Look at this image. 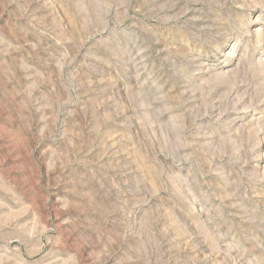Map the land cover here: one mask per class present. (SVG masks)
I'll return each instance as SVG.
<instances>
[{"label": "rangeland", "instance_id": "1", "mask_svg": "<svg viewBox=\"0 0 264 264\" xmlns=\"http://www.w3.org/2000/svg\"><path fill=\"white\" fill-rule=\"evenodd\" d=\"M0 264H264V0H0Z\"/></svg>", "mask_w": 264, "mask_h": 264}]
</instances>
